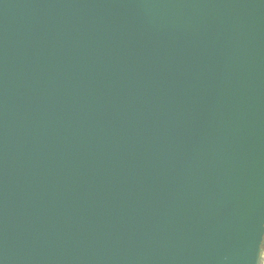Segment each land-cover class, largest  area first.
Returning a JSON list of instances; mask_svg holds the SVG:
<instances>
[{"label": "water", "instance_id": "1", "mask_svg": "<svg viewBox=\"0 0 264 264\" xmlns=\"http://www.w3.org/2000/svg\"><path fill=\"white\" fill-rule=\"evenodd\" d=\"M264 0H0V264H263Z\"/></svg>", "mask_w": 264, "mask_h": 264}, {"label": "snow or ice", "instance_id": "2", "mask_svg": "<svg viewBox=\"0 0 264 264\" xmlns=\"http://www.w3.org/2000/svg\"><path fill=\"white\" fill-rule=\"evenodd\" d=\"M259 248H260V252H259L260 258L262 262H264V234H262L260 237Z\"/></svg>", "mask_w": 264, "mask_h": 264}, {"label": "built area", "instance_id": "3", "mask_svg": "<svg viewBox=\"0 0 264 264\" xmlns=\"http://www.w3.org/2000/svg\"><path fill=\"white\" fill-rule=\"evenodd\" d=\"M264 264V263H263Z\"/></svg>", "mask_w": 264, "mask_h": 264}]
</instances>
